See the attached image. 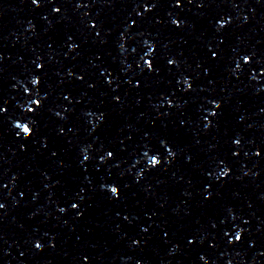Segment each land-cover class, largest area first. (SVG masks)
<instances>
[{"label":"snow or ice","instance_id":"6c2138e0","mask_svg":"<svg viewBox=\"0 0 264 264\" xmlns=\"http://www.w3.org/2000/svg\"><path fill=\"white\" fill-rule=\"evenodd\" d=\"M37 103H38V101H37ZM23 132H24V133H30V130H29V128L24 127V128H23ZM109 155H111V153H109ZM151 163H152L153 165H156V164L158 163L157 160H156V157H153V158L151 159ZM113 191H115V189H113ZM237 239H239V237H237Z\"/></svg>","mask_w":264,"mask_h":264}]
</instances>
